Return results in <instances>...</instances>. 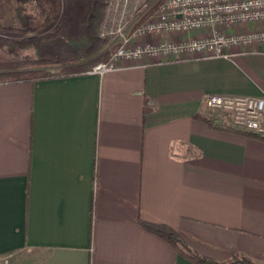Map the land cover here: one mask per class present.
I'll use <instances>...</instances> for the list:
<instances>
[{
  "label": "crops",
  "instance_id": "crops-1",
  "mask_svg": "<svg viewBox=\"0 0 264 264\" xmlns=\"http://www.w3.org/2000/svg\"><path fill=\"white\" fill-rule=\"evenodd\" d=\"M230 52L0 85V262L195 264L147 221L264 264V138L204 120L210 95L264 97V45Z\"/></svg>",
  "mask_w": 264,
  "mask_h": 264
},
{
  "label": "built area",
  "instance_id": "built-area-1",
  "mask_svg": "<svg viewBox=\"0 0 264 264\" xmlns=\"http://www.w3.org/2000/svg\"><path fill=\"white\" fill-rule=\"evenodd\" d=\"M104 27L116 50L89 71L99 76L146 59L228 58L231 48L264 45V0H110ZM163 33L184 38L159 40ZM206 104L222 115L217 124L264 137V97L214 94Z\"/></svg>",
  "mask_w": 264,
  "mask_h": 264
},
{
  "label": "trees",
  "instance_id": "trees-1",
  "mask_svg": "<svg viewBox=\"0 0 264 264\" xmlns=\"http://www.w3.org/2000/svg\"><path fill=\"white\" fill-rule=\"evenodd\" d=\"M110 0H12L13 21H7L5 1L0 0V85L66 78L89 73L109 61L116 46L102 35ZM149 107H145L146 118ZM204 120L214 129L264 138ZM149 232L163 238L174 250L195 264H230L195 252L169 225L141 221ZM242 264H256L247 258Z\"/></svg>",
  "mask_w": 264,
  "mask_h": 264
},
{
  "label": "rangeland",
  "instance_id": "rangeland-1",
  "mask_svg": "<svg viewBox=\"0 0 264 264\" xmlns=\"http://www.w3.org/2000/svg\"><path fill=\"white\" fill-rule=\"evenodd\" d=\"M5 1V11H6V17H7V21L8 22H12L13 21V17H12V0H4ZM0 264H6L5 261L0 262ZM24 264H34L32 262V259L27 257L26 261Z\"/></svg>",
  "mask_w": 264,
  "mask_h": 264
}]
</instances>
